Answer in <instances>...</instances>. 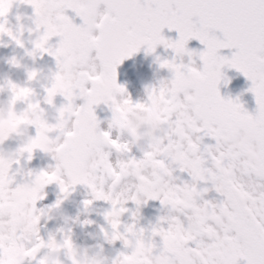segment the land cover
Segmentation results:
<instances>
[{"label": "snow or ice", "instance_id": "snow-or-ice-1", "mask_svg": "<svg viewBox=\"0 0 264 264\" xmlns=\"http://www.w3.org/2000/svg\"><path fill=\"white\" fill-rule=\"evenodd\" d=\"M21 4L33 10L37 28L43 27L26 54L50 56L56 71L43 89L42 101L31 99L34 92L30 87L7 81L13 93L10 103H22L26 110L37 108L41 113L45 112L43 104L54 109L58 119L54 124L35 123L34 135L21 143L16 155L30 161L36 150L50 151L52 158L63 164L60 175L27 171V177L40 184L32 203L43 199V188L50 183H56L62 195L77 185L89 188L93 200L110 205L104 219L111 232L101 229L105 239L109 244L121 241L125 250H131L118 252L113 264H126L140 252L163 253L170 264H264V0H7L6 8L0 6V38L7 36L22 48V29L13 34L6 27L9 12ZM69 10L79 18V25L65 14ZM16 19L19 21L20 16ZM164 29L175 31L178 38L165 39ZM54 37L59 39L52 45L49 42ZM192 40L203 46L198 54L186 47ZM158 45L174 54L171 61L156 57L159 68L172 75L159 87L147 90V102L158 97L172 102L174 109L165 115V127L170 126V131L136 158L130 155L128 145L112 139L109 131L100 130L94 108L101 104L109 107L111 128L123 107H140L117 84L116 69L142 46L150 54ZM222 49L235 51L228 57L219 54ZM196 55L202 63L200 70L193 66ZM184 56L188 57L187 64L176 62ZM69 57L80 67L73 71L71 85L65 86L62 80ZM9 63L19 67L15 57ZM225 67L251 82L248 91L255 100L254 114L244 109L239 97H221L218 85L225 79L221 71ZM37 75L29 71L27 80L31 82ZM3 89L0 85V91ZM57 96L64 101L58 107L54 103ZM77 100L82 103L77 105ZM19 115L22 118L23 112ZM45 129L49 142L56 146L54 151L41 144ZM241 131L247 133L249 143L236 147L231 141ZM53 133L55 139L51 138ZM205 138L214 144H203ZM113 151L124 156L115 166L109 160ZM96 160L109 168L104 173L111 181L106 189L103 181L98 182L99 173L89 170ZM19 163V158L7 162L8 186L25 187L15 179L20 169L14 166ZM177 172L186 173L189 180L174 176ZM128 176L137 181L131 195L120 190ZM153 177L157 186L146 189V178ZM201 184L211 188H198ZM209 191L218 194L219 202L204 199ZM148 200H158L169 214L159 217L147 236V230L135 223L124 225L121 233L120 217L128 212L124 205L131 201L136 206L132 212L135 221L141 204ZM92 202L84 201V207ZM61 203L57 199L50 208H59ZM6 220L7 215H0V224ZM54 241L52 233L44 239L37 224L31 237L15 242L14 254L7 250V243L0 246V264H45L42 256ZM60 243L66 250L73 249L70 235ZM56 264H61L60 260Z\"/></svg>", "mask_w": 264, "mask_h": 264}, {"label": "flooded vegetation", "instance_id": "flooded-vegetation-1", "mask_svg": "<svg viewBox=\"0 0 264 264\" xmlns=\"http://www.w3.org/2000/svg\"><path fill=\"white\" fill-rule=\"evenodd\" d=\"M70 18H74V13H72L70 10L65 13ZM20 16V20L17 21L16 17ZM8 23L6 27L10 29L13 34H16L18 29H22V33L20 35V39L23 42V47H18L11 39H9L7 36H4L0 38V85H4L7 81H11L14 84H17L21 87L29 86L32 87L34 94L37 93L38 97L37 100H41V95L38 94V90L36 89V86L38 84L29 82L27 80V75L25 73L24 68L26 67V63L33 62L39 66L41 70H45L48 67L56 71L55 61L53 58H51L48 55L41 56L39 53L36 54L35 57H30L26 54V52L32 50V43L31 41L35 40L39 33L43 30V27L37 28L36 23L33 21V10L30 7H26L24 5L16 6L14 5L11 11L9 12V15L7 17ZM49 18V23H50ZM73 22L77 25L81 23L79 18H74ZM218 37L222 38L221 35H217ZM59 38H52L50 40V44L55 45L58 42ZM197 45L196 53L198 54L200 51L203 50V46L198 42L195 41ZM223 50V49H222ZM221 50V51H222ZM233 52L235 50H232ZM156 52L159 55L161 60H169V55L165 54V49L162 47H157ZM138 53V52H137ZM232 53V52H231ZM94 55V53H93ZM13 57H15L16 61L19 64V67H14L9 63V60H11ZM69 59V68L65 72L64 78L62 80V84L65 86H70L73 79V71L80 67L71 57ZM194 61V67L197 68V70H200L202 67V63L198 58V55L192 57ZM177 63H185L188 62V57H179L176 59ZM126 69L130 70L133 66L131 58L126 61ZM148 66V67H146ZM89 68H85V71H88ZM223 76L225 77L227 87H223V84L218 85V89L220 92V95L224 99H236L239 97L240 103L244 106V109L247 111V106L250 103V97L245 98L242 96V88L241 85L245 82L243 78H245L242 74L238 73L234 69H229L227 67L223 68L222 70ZM171 73L166 69H160L159 63H152L144 66L137 65L136 69L132 73H126L123 74V70H121L120 74L117 75V84L120 86H123L128 93V98L131 99L133 104H140V107H123V119L124 121H128L130 119H136L140 122V126L143 129H146L147 126L153 122L160 123L163 126L166 124L165 115L166 113L171 112L174 109V105L170 100H165L163 97H158L155 103L158 105L154 107V102L148 103L147 102V90L153 87H157L159 85V81L163 79L165 82L171 79ZM35 80V79H34ZM44 87H47L49 85V80L45 81ZM236 85V88H235ZM234 94H236V97H234ZM6 95V93H5ZM41 96V97H40ZM43 98V97H42ZM120 99V97H118ZM10 103V102H9ZM55 105L58 107L61 103H64L62 98H55L54 101ZM77 105L81 104L80 100H77L75 102ZM10 110L5 108L3 105H0V125H2L5 122L8 123H16L18 121H27L29 124L30 129V136L34 135V129L33 126L35 123L32 122V116L30 114V110H26V106L22 103H16L15 105L11 104ZM42 108H46L47 106L41 105ZM23 112V117H20V113ZM95 115L97 116L98 120L100 121V130L101 131H108L109 125L107 124V120L105 117L110 118L111 111L108 106L101 104L94 108ZM251 113V112H249ZM254 114V113H252ZM48 123H56L54 120L47 121ZM19 127V124L17 125ZM169 130L166 132H163L160 135H157L156 133H152L151 136L147 137L148 139V145L153 143L155 140H157L161 136H165L169 134L170 126L167 127ZM247 133L244 131H241L237 136H243ZM115 131L112 132V135L110 134V137L112 139L115 138ZM56 134H52V139H55ZM236 136V137H237ZM29 137V136H28ZM235 137V138H236ZM28 139V138H27ZM235 140V139H234ZM234 140L231 141V144L236 147H243L247 144L237 146L234 144ZM203 144H214V141L210 140L209 138H205L202 142ZM6 146H10L12 148H15L17 146V142L12 140L6 143ZM56 146L52 147V150H55ZM142 152V151H141ZM137 151L135 148L131 149L130 155L135 156L136 158H140L142 153ZM34 159L29 161V165L25 169V171H39L44 170L41 169L43 167V163L38 162H47L51 163L50 157L46 156V153H42V151L36 150L33 152ZM60 155H63L61 152ZM115 158V151H113L110 156L109 160L113 164L112 159ZM98 160L94 161L93 164L89 165V170L93 171L95 169L96 172L99 173L98 175V182L103 181V187L106 189L108 185L111 183V181L101 173L99 166L97 165ZM62 163V162H61ZM7 167V163L0 159V174H3L5 169ZM17 166H14V168ZM63 167V164H62ZM150 167V166H149ZM21 173L19 172L16 176V181L20 180ZM174 176H179L180 179L188 181L189 177L186 173H174ZM127 179L131 180L132 187L127 189V194L131 195L135 193V185L137 183L136 179L132 176H128ZM179 183V181H176ZM124 181H122V184ZM120 186V190H122V187ZM145 188H154L157 186V181L155 177H153L152 180H147L145 182ZM200 187H209L211 188V185H198V188ZM89 190L84 185H77L75 186V192L77 195L71 198L72 202H68L66 200H62V203L60 204L59 208L62 214L69 217V218H76L79 214V221L80 224L73 227V231L75 233V236H73V240L75 243L80 244L81 239H78V237H82L83 233H92L94 236H96L97 239H89L87 240V244L94 245L97 242L101 243L100 251L108 256L109 264H111L112 261L116 258L118 252L126 251L130 252V249L125 250L122 246L121 241H116L112 244H109L108 241L105 239L104 234L101 232V229L103 228L105 232H111L110 226L107 224L105 219H103V215L106 211L110 209V205L102 200L95 201L93 205L91 206L89 213L85 214L83 212L82 207V199L84 198H90L86 197L84 194L87 193ZM45 192L48 194L47 197L42 201L35 204L32 203L33 200V194L34 192L30 190L27 187H15V186H3L0 185V207H6L14 212V215H7V220L0 225H12L7 229H0V246H3L4 243H7L8 245V251L10 253L15 252V242L20 239H27L25 236V228H26V218L31 215H36V210L39 209V207L43 205L51 206L53 205L59 196V188L56 185V183H51L49 186L45 188ZM204 199L207 200H213L215 202H219L221 199L218 194H216L214 191H209L208 194L204 197ZM126 208H128V212L124 213L120 217L121 221V227L119 231L123 233L124 231V225L135 223L137 228H144L146 229L145 235H148V232L151 229V226L155 225L157 223V220L159 217L165 216L169 214V209L164 208L160 205L159 201H153L148 200L147 203L141 204L139 208V216L135 221L132 219V212L136 211V206L129 201L124 205ZM2 215V214H0ZM85 218H88L90 220L94 221V224L87 225L84 224L83 221ZM39 225L40 227V235L46 239L47 235L49 233L53 234V231H55V227L63 226L61 223L53 224L52 221H49L46 225V227H42L41 225L44 224L43 220H37L36 225ZM166 227V225H163ZM59 229H57L58 231ZM54 235V234H53ZM55 241L53 243H56L60 237L59 235L54 236ZM104 238V240H103ZM156 242L159 243V238H155ZM194 246V245H189ZM96 249H94L95 251ZM49 249H47V252ZM92 253L90 252L89 255ZM40 255H43V252H41ZM84 255L87 256V252H84ZM43 258V256H42ZM60 259L63 261V264H68V262L65 260L63 253L60 256ZM59 260V259H58ZM167 262V264H170L169 258L164 255L163 253L158 255H153L151 252L144 253L140 252L132 257L126 262V264H162V262ZM45 264H47V261H45ZM240 264H243V261L240 262Z\"/></svg>", "mask_w": 264, "mask_h": 264}, {"label": "clouds", "instance_id": "clouds-1", "mask_svg": "<svg viewBox=\"0 0 264 264\" xmlns=\"http://www.w3.org/2000/svg\"><path fill=\"white\" fill-rule=\"evenodd\" d=\"M0 6L7 7V0H0ZM40 76H37L35 80L32 81V83L39 84L40 83ZM47 79V78H46ZM164 81L161 79L159 81L160 86L161 82ZM223 84V87H227L226 80H221L220 84ZM29 87V86H26ZM32 88V87H30ZM6 93V95H5ZM16 95H19V93H16ZM13 96V93L9 92L6 83L4 84L3 91H0V105H3L5 108L9 109L11 108L10 105V99ZM126 96H128V93L126 92ZM37 93L34 94L31 99L33 101L37 100ZM123 99V98H122ZM40 100V99H39ZM158 106L154 102V107ZM30 114L32 116V122H43V121H50L54 120L57 122V113L52 108H45V112L41 113L39 109L33 108L30 110ZM112 112L110 115V118L105 117L107 120V124H110L112 122ZM19 124V127L17 126ZM30 127L27 121H18L16 123H8L5 122L2 125H0V158H2L6 163L12 159L19 158L20 163L17 166L20 169V180L22 184L25 185V187L32 190L34 193L40 192V184H38L35 180L27 177L25 169L29 165V161L23 157H17L16 155V149L21 145V143L25 142L30 136ZM169 129L163 126L160 123L153 122L147 126L146 129L141 128L140 122L136 119H130L128 121H124L123 119V112L121 110V113L118 118L117 124H113L111 128H108L109 133L112 135V132L115 131L116 135L114 139H117L121 142V144L128 145L131 149L135 148L137 151L141 152L146 149L148 146V139L147 137L151 136L152 133H156L157 135L162 134L163 132L168 131ZM16 141L17 146L15 148H12L10 146H6V143L9 141ZM249 143V137L248 135L243 136H237L234 140V144L237 146L248 144ZM41 144L43 147L47 149H52L54 146L49 142V134L48 131L45 129L42 137H41ZM42 153H46V156L50 157L51 163L47 162H38L43 163V167L41 169H44L48 172H56L57 175L61 174V168L62 163L61 161L54 160L52 158V155L49 152L42 151ZM62 156V155H61ZM124 156L121 153L115 152V158L112 159L113 164H116L117 160L123 159ZM34 159V154L32 153V159ZM30 160V161H31ZM58 163L60 164V167H57ZM97 165L100 168V171L102 174L109 171V168L106 166V163L102 160H98ZM95 171V169H93ZM6 169L2 175H0V185L7 186L6 181ZM43 182V180L41 181ZM51 184V183H50ZM50 184H47L49 186ZM46 186V187H47ZM43 188L42 196L43 199L37 200V203L42 202L46 197L47 193L45 192V188ZM122 190L127 194V189L132 187L131 180L127 179V177L124 179V183L122 184ZM89 191L85 193L84 195L86 197L90 198H84L82 199V207L83 212L85 214L89 213V210L93 203L98 200H93L92 192L89 188H87ZM77 195L75 192V188L72 189L67 195H62L59 191L58 199L66 200L68 202H72L71 198ZM142 198V197H141ZM89 200L93 201L89 207H84V201ZM0 214L2 215H14V212L6 207H0ZM79 214L76 218H69L62 214L60 209L56 208H50L47 205H43L39 207V209L36 210V215L33 217L29 215L26 218V228H25V236L26 238H29L32 236L33 229L35 227L37 220H43L44 224L41 225L42 227H46L47 223L49 221H52L53 224L61 223L63 226L55 227V231H53L54 236L59 235L60 239L56 243H52L49 245L48 249L49 251L46 253V255L43 257L45 261H47V264H56V261L59 259L61 264H63V261L60 259L61 254L63 253V256L65 260L68 262V264H109L108 256L104 255L100 251L101 243L97 242L94 245L87 244V240L89 239H97L96 236H94L92 233H83L82 237H78V239H81V243L77 244L73 240V236H75V233L73 231V227L80 224V221L78 219ZM104 219V215H103ZM84 224L91 225L94 224L93 220H90L88 218H85L83 221ZM12 225H0V229H7ZM57 229H59L57 231ZM65 235H70L73 249L66 250L62 243H60ZM104 240V238H103ZM94 249H96L94 251ZM87 252V256L84 255V252ZM92 253L89 255V253ZM113 264V261L111 262ZM162 264H167V262H162Z\"/></svg>", "mask_w": 264, "mask_h": 264}, {"label": "bare ground", "instance_id": "bare-ground-1", "mask_svg": "<svg viewBox=\"0 0 264 264\" xmlns=\"http://www.w3.org/2000/svg\"><path fill=\"white\" fill-rule=\"evenodd\" d=\"M167 29H165V33L167 34ZM166 39H171V35H167L166 36ZM232 50H235V49H231V50H229V49H227V50H225L226 52H233ZM135 55H133L132 57H131V60H132V64H133V66L131 67V71L132 72H134L135 71V69H136V67H137V65H138V60L134 57ZM127 60V59H126ZM126 60H124L118 67H117V69H116V71H117V75L118 74H120V72H121V70H126ZM146 67H148V66H146ZM25 73H26V75H27V73L29 72V71H35L38 75L37 76H39L40 74H41V76H40V83L36 86V89L38 90V94H40L42 97L44 96V92H43V89H44V82L45 81H47V80H49V78H50V76H51V74L52 73H54L55 71L53 70V69H51L50 67H48L47 69H45V70H41L40 68H39V66L37 65V64H35V63H33V62H27L26 63V67H25ZM37 78V77H36ZM35 78V79H36ZM47 78V79H46ZM40 96V97H41ZM41 97V99H43ZM58 98H61V97H59V96H57ZM76 102V101H75Z\"/></svg>", "mask_w": 264, "mask_h": 264}, {"label": "water", "instance_id": "water-1", "mask_svg": "<svg viewBox=\"0 0 264 264\" xmlns=\"http://www.w3.org/2000/svg\"><path fill=\"white\" fill-rule=\"evenodd\" d=\"M166 35H171V40L175 41L174 40V35L176 36L178 34L175 31H171V32L167 31V34Z\"/></svg>", "mask_w": 264, "mask_h": 264}]
</instances>
